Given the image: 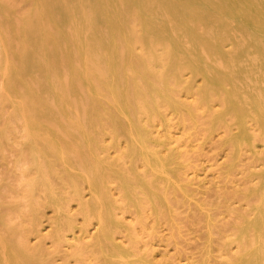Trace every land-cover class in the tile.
I'll list each match as a JSON object with an SVG mask.
<instances>
[{"label": "bare ground", "instance_id": "obj_1", "mask_svg": "<svg viewBox=\"0 0 264 264\" xmlns=\"http://www.w3.org/2000/svg\"><path fill=\"white\" fill-rule=\"evenodd\" d=\"M32 4L21 18L9 15L7 20L3 16L9 9L0 4V104L10 108L0 145L20 127L17 168L27 198L21 200L34 210L36 190L56 198L50 157H59L84 218H96L98 225L93 240L74 245L75 255L101 252L105 264H136L132 250L116 242L122 223L111 183L139 210L148 202L157 214L165 208L169 188L186 189L152 146L157 138L150 126L163 107L195 115L205 106L207 134L224 125L236 154L254 151L258 138L264 142V0ZM197 79L201 84L195 87ZM182 86L198 99L183 101L175 89ZM214 100L221 106L214 108ZM105 134L125 138L128 150L110 159L100 143ZM125 155L134 163L143 161V170L133 164L125 168L120 160ZM255 173L260 181L248 189L257 195L250 213L235 219L224 234L218 231V252L227 264H264V167ZM83 183L91 192L86 200L80 194ZM55 204L56 237L62 240L74 218ZM20 207L19 200L11 201L9 215L0 218V264H33ZM208 223L210 242L214 226Z\"/></svg>", "mask_w": 264, "mask_h": 264}, {"label": "rangeland", "instance_id": "obj_2", "mask_svg": "<svg viewBox=\"0 0 264 264\" xmlns=\"http://www.w3.org/2000/svg\"><path fill=\"white\" fill-rule=\"evenodd\" d=\"M0 4L9 9V13L3 16L5 20L9 15L21 18L33 7L32 0H0ZM225 49L230 48L227 46ZM200 84L201 79L193 82L195 87ZM175 89L187 103L198 99L187 86ZM212 104L214 108L221 106L219 100H214ZM9 112L8 105L0 104V129L4 127ZM194 113L191 115L186 110L163 107L150 126V131L157 138L152 140L153 148L177 172L180 183L186 184L185 190L181 187L169 188V198H166L162 213L157 214L148 202H144L139 210L138 205L122 198L116 182L111 183V195L117 201V217L122 223L115 233L116 242L122 248L132 250L136 264H204V260L205 264H227L226 257L218 252L222 244L219 235L224 234L235 219L239 221L249 214L257 201V195L248 189L260 181L255 172L264 167V142L258 138L254 151L244 148L242 154H236L227 140L224 125L207 134L209 118L205 106L201 105ZM249 124L252 129L255 128L253 121L250 120ZM234 131L238 129L234 128ZM20 135L21 129L17 127L0 145V218L9 215L11 201H20V227L25 230L27 245L35 255L33 264H105V256L101 252L87 254L83 258L74 253L75 244L94 239L98 225L96 218H84L74 188L68 183L62 159L54 155L50 157L56 168L52 178L56 198H50L43 190H36L37 204L34 210L26 201L22 202L21 199L26 196L23 195L25 181L18 177L21 171L17 168ZM104 138L100 143L106 148L110 159L115 160L128 150L125 138L112 140L109 134H105ZM120 160L125 168L133 164L138 171H142L145 166L140 160L132 162L127 155ZM26 162L30 163L28 160ZM30 167L33 171L34 168ZM182 179L189 181L187 183ZM80 194L85 200L90 198L91 192L86 183L81 184ZM56 201L74 218L72 230L62 240L56 237L59 213ZM209 220L214 226L210 242ZM0 228L2 232L3 227ZM207 249L210 252L206 254Z\"/></svg>", "mask_w": 264, "mask_h": 264}]
</instances>
